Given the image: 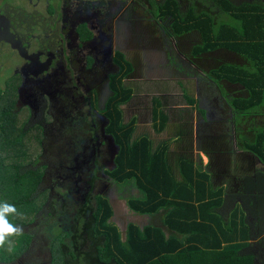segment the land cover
Here are the masks:
<instances>
[{"label": "trees", "instance_id": "16d2710c", "mask_svg": "<svg viewBox=\"0 0 264 264\" xmlns=\"http://www.w3.org/2000/svg\"><path fill=\"white\" fill-rule=\"evenodd\" d=\"M146 1L154 19L169 18L171 37L192 31L198 33L199 42L189 50L192 58L219 51L217 66L209 68V75L215 76L217 82L236 86L228 94L223 91V98L219 95V100L229 108L227 113L230 112L232 118L228 128L231 134L226 133L223 138L226 154L232 157L235 150L246 154L241 159L246 167L237 172L239 175H225L240 181V189L224 194L222 186L213 188L208 171L199 169L193 175L192 167L186 162L181 163V175L190 172L184 177L189 178L190 183L172 181L166 175L163 145L152 151L146 137L132 140L131 125H123L120 110L132 94L131 88L123 83L132 72V64L119 52L113 59L117 71L108 76L111 94L104 108L98 111L97 122L90 114L83 117L77 111L79 116L73 118L76 114L67 112L64 117L68 119L60 116L62 134H56L58 126L55 133L45 131L39 123L45 122L43 119L26 132L25 125L32 117L25 105H18V82L9 89L3 85L0 94V203L15 206L16 213L6 218L22 228V232L8 236L10 243L0 247V264H190L189 255L202 251L217 252L215 264H264V125L251 127L248 124L253 121L252 116H264V0ZM226 52L237 58L235 63H220L221 58L228 56ZM195 66L203 69L202 74L208 70L198 64ZM17 77L12 76L8 81H15ZM205 81L207 88L215 91L212 84L216 87L217 84ZM72 129L75 130L68 132ZM99 130L102 138L96 135ZM79 132L88 133L90 140L84 136V144L78 141L77 146L72 143L75 141L73 134ZM43 137L47 141L63 139V154L73 159L80 153L85 159L83 147L86 145L91 150L92 143L97 147L102 140H109L116 153L112 156L111 168L102 166L101 171L97 166L99 162L92 159L93 174L87 175V190L73 196L75 204L65 195L68 194L67 184L64 191L62 187L57 194L46 187L32 194L44 177L36 171L22 169L38 162V154L32 156L28 144ZM43 148L52 156L59 152L51 144ZM76 162L67 164L71 173L68 179L79 173L74 166ZM97 173L112 186L130 184L135 187L139 196L117 197L125 201L133 214L162 217V224L176 235L166 237L160 227L144 225L140 228L130 222L122 241L120 231L110 222L114 209L108 195L93 193ZM226 197L229 198L226 200ZM46 198H50L49 201ZM233 199L231 209L227 208L222 215L224 205ZM58 202V214L67 215L65 227L62 221L48 226L45 223L44 231L52 236L45 241L35 232L42 224L33 226L36 225L33 222L46 205L45 219L56 217ZM248 217L253 220L250 224L246 222Z\"/></svg>", "mask_w": 264, "mask_h": 264}, {"label": "rangeland", "instance_id": "374dc122", "mask_svg": "<svg viewBox=\"0 0 264 264\" xmlns=\"http://www.w3.org/2000/svg\"><path fill=\"white\" fill-rule=\"evenodd\" d=\"M149 8L150 6L146 0H0V94L3 92L4 86H7L9 89V86L12 87L13 84L19 82V77H17L15 81H8V78L10 79L12 76H18L15 69H18V65L22 63L21 57H18L17 52L11 49L10 44L13 42L12 45H15L13 40L29 33L32 29H35L38 26L52 25V23L48 20V18H53L55 16L52 15V13H59L58 16L61 18L59 19L61 27L59 31L60 37L63 40L64 56H62L61 53L57 62L59 65H64L63 67L65 68L63 76H61L60 79V81H63V92L60 91L62 85L60 83L53 82V86L59 88L55 93L56 100H50L48 104H46V98L44 99L43 96H41V94L45 93V91L36 88L35 91L37 94L35 100H32V98L29 100L27 98L28 96H26L27 99L23 98L18 101L19 105H25L29 109L32 117L30 122H27L25 125V127H27L26 132L29 131L28 129L32 128L33 125L37 124L40 119L45 121H39V123L46 129H44L45 131H54L57 126H61V119L67 112L70 114H76L73 118H77L79 115L86 117L88 116L87 114H90L97 122L98 111H101L104 108L107 98L111 94V91L107 86L108 77L106 76L109 73L112 75L117 71V66L113 61L116 52L122 54L124 58L129 59V56L127 57L126 55L127 52L139 51L144 58L143 64L155 65L154 69L156 75L170 73L167 68L169 62L174 64L179 62L182 69L183 61L180 57L183 58V56L186 55L188 60L193 62L194 65L198 64L199 66H203L208 69L204 72V74H202V78L215 82L217 84L218 93L222 98L223 91L225 94H228L229 90H235V85L225 81L217 82L215 76L209 75V68L215 69L217 66L216 58L219 51L203 54L196 59L192 58L189 50L192 46H194V44L199 42L198 33L196 31H192L180 37H171L169 35L171 33L169 18L157 21L149 11ZM93 9L102 14L97 20L98 24H100V28L97 29L102 32L98 38H102L104 40L100 43L98 42L92 44L84 42L85 44L79 45L78 41L73 39L74 35L71 34V31H68L65 28L63 17L76 24V28L78 27L79 31L78 34H80V39L83 40L89 37L88 31L86 30L85 25L80 23V21L79 23L81 25L79 24L78 26L76 11L79 10L84 16L88 15V13H90ZM199 9L203 10L204 7H200ZM49 13H51V16ZM66 14L69 15V18H67ZM105 42L110 43V46L112 45L111 49L115 51H102ZM95 45L100 49V53L92 51ZM177 52L180 53L179 58H177ZM226 55L228 56L221 58L223 61H220V63L224 61H228L230 63L236 62L237 58L235 59L233 54L226 52ZM66 57H68V62L63 64V58L66 59ZM86 57L91 59V63L89 62V58ZM148 58L150 60H147ZM85 59L88 62L87 64ZM109 64H111L112 67L107 66L104 68V66ZM67 86H69V88H67ZM237 95L238 94H235V96ZM60 96H63V99ZM213 96L215 99H220L217 95L211 93L210 97ZM215 99L211 104L214 103ZM77 111L80 112L78 113L79 115H77ZM226 111L229 110L226 109ZM57 113H60L62 117L59 115L56 116ZM41 115L43 117H41ZM252 117L253 121L248 123L251 127L254 125H264V116L257 115V117ZM64 118L68 119L69 117ZM227 118H229V116H227L226 119ZM227 121L229 120L227 119ZM63 130L64 128L62 126L56 134H62ZM74 130L75 129H72L68 132H72ZM49 135L53 137L55 134ZM96 135L102 138L100 136V130L96 132ZM84 136H87L86 138L90 140L88 133L82 134L79 132V134H73L75 141L72 143L77 144L78 146V141H81L83 142L82 144H84L86 141L83 138ZM28 138L31 140V135ZM42 139L38 138L35 143L32 141L31 144H28V146H30L28 151L32 153V156H37L36 154H38V162L28 165L22 169L36 171L41 173L44 177L43 181L39 183V186H37L36 192H33L32 194L36 195L37 192L42 191L45 187L47 189L51 188L52 192L57 194L62 190V187L64 191V185L67 184V189H65V191L68 192V194L65 193V195H67L68 199L71 198L74 200L75 203L73 196L76 194L82 195L86 192L84 182L87 179L85 176L93 174V155L90 154L91 151L87 152L88 149L86 148V145L83 147L85 148L86 153L85 159L82 153L78 154L80 159H78L79 161L77 160V165H74L77 167L79 173L68 179L67 177L71 175V173H69V169H67V164L73 165V163H75L76 156L73 159L72 156H69L66 153L63 154V139L59 141H47L44 137ZM217 141L220 142L221 140L218 139ZM48 144H51L53 149L59 150V152H56L55 154L56 157L55 155L52 156L53 154L45 153L43 147ZM53 149L50 150L53 152ZM34 150L36 152L33 153ZM95 158L97 161L98 156L95 155ZM86 160L87 163H84ZM79 165L80 167L82 165L81 169L79 168ZM65 177L68 179L67 181L64 180ZM227 179H221L222 184H225L224 194L226 192L235 193L240 189V187H238V182L240 183V181H235L233 178L226 181ZM125 192V185L121 184L119 186H112L111 184H108L107 181H104L100 176L99 181H97L95 189L93 190L94 195L103 193L110 197H114L112 203L114 214L110 219V222L116 225L120 231L121 237L124 236L126 224L129 221H136V219H138L127 210L128 207L124 200L117 197L122 195L126 196ZM228 198L229 197H226V200ZM46 199L49 201L50 198ZM233 201L235 200L233 199L229 204L224 205V208L221 211L222 215L225 214L228 209H231L230 205ZM58 205H60V202H58L56 206V217H52V219H45V212L47 211L46 205V207L40 209L38 218L33 222L36 224L33 226L42 224L39 229L35 230V232H39V235H41L40 238L45 241L50 240L52 237L50 233L44 231L45 223V225L48 226L54 224L55 222L62 221L61 224H63V228L65 227L67 215L62 217L61 213L58 214L60 212ZM61 212L63 213V210H61ZM34 216H36V214ZM246 222L250 224L253 220L248 217L246 218ZM40 229L42 230L40 231ZM163 233L165 234V232Z\"/></svg>", "mask_w": 264, "mask_h": 264}, {"label": "crops", "instance_id": "0c3cea01", "mask_svg": "<svg viewBox=\"0 0 264 264\" xmlns=\"http://www.w3.org/2000/svg\"><path fill=\"white\" fill-rule=\"evenodd\" d=\"M176 54L179 58L180 53ZM126 55L129 59H125L132 64V72L123 83L131 88L132 94L129 100L120 106V110L123 125H131L132 140L146 137L150 141L152 151L163 145L166 175H169L172 181L181 183L186 180L190 183L189 178H184L189 176L190 172L181 175V163L186 162L192 167L193 175L199 169H205L211 175L213 188L217 185L224 189L225 184H222L221 179L228 178V181L232 178L225 175H239L237 172L246 167L241 161L246 154L237 150L232 157L226 154V142L223 138L226 133L231 134L228 128L231 127L232 118L230 112L227 113L226 109L229 108L225 104L214 96L210 97L211 93L219 95L216 85L212 84L215 91L208 89L207 82L202 78L203 69H198L186 55L180 57L183 61L182 69L179 62H169L167 68L170 73L161 75H156L154 64H143L144 58L139 51H130ZM110 66L112 67L111 64ZM108 76L110 74L106 77ZM218 139L221 141L218 142ZM95 151L98 156V169L101 171L102 166L111 168L112 156L116 153L111 142L102 141L100 146L95 147ZM99 176L102 178L103 175H98L97 181ZM125 188L127 197L140 195L130 184H126ZM108 197L112 204L114 197ZM133 215L138 219L128 223H136L140 228L144 224L160 227L166 237L176 235L162 224V217ZM124 239L125 230L124 236L121 237L122 241ZM216 261L217 252L213 251L189 255L190 264H215Z\"/></svg>", "mask_w": 264, "mask_h": 264}, {"label": "flooded vegetation", "instance_id": "af4514ba", "mask_svg": "<svg viewBox=\"0 0 264 264\" xmlns=\"http://www.w3.org/2000/svg\"><path fill=\"white\" fill-rule=\"evenodd\" d=\"M76 13H77V18H78L77 19L78 26L80 23L84 24L86 27V30L88 31L89 37L81 40L80 34H78L79 33L78 27L76 28V24L72 23L71 20H67L65 17H63L64 26L68 31L69 30L71 31L72 35H74L73 39H76L79 45L85 44L84 42L95 44V43H98V42L100 43L101 41H103L104 39L98 38L100 33L102 32L99 29H97V28H100L99 26L100 24H98L97 20L102 14H100V12L95 9H93L90 13H88V15H84V16L82 13H80L79 10H77ZM50 14L51 13H49V15ZM52 15H55V16L53 18H48V20L50 21V23H52V25H47V26L45 25V26H40V27L38 26L37 28L32 29V31H30L29 33H26L25 35H22L21 37L15 38L13 40L15 44L14 46L12 45L13 42L10 44L12 50L16 51L17 54H18V49H19V52H21V54H23L24 57L26 56L29 57V60L28 58L24 59L18 54V57H21L22 59V63L18 65V69L17 68L15 69L19 77V82L16 86V92H17L19 101L22 100L23 98H26V96H28L27 98L29 100L30 98H32V100H35L36 94H37L35 91L36 88H39V90H43L45 91L46 94H48V95H46L45 93L41 94V96H43L44 99L46 98L47 100L46 104H48L50 100H56L55 93L59 88L54 87L53 82L60 83L62 85L60 88V91L63 92V81H60V79H61V76H63L65 68L63 67L64 65L62 64L59 65L57 62L59 57L61 56V53H62V56H64L63 40L60 37V31H59L61 28L59 19L61 18L60 16H58L59 13L57 14L52 13ZM66 16L67 18H69L68 14H66ZM75 28H76L77 34L75 33ZM35 33H39L37 35L38 40L31 41V43L25 40H22L24 37H27ZM41 45L44 47H41ZM111 47L112 45L110 46V43L105 42L102 51L104 50L106 52H110ZM92 51L97 52V53L101 52L100 49L96 47V45L93 47ZM86 58H89V57H86ZM90 60L91 59L89 58V62ZM63 62H64L63 64L68 62V57H66V59L63 58ZM87 63L88 62L86 61V64ZM107 66H110V64L104 66V68ZM73 77L76 78L75 76ZM67 88H69V86H67ZM60 97H62L63 99V96H60ZM57 115L61 116L60 113H57ZM91 145H93V143ZM93 146L96 147V145H93ZM94 147L91 150H88V151H91L90 154L93 155L92 159H95V155H97ZM78 159H79V156L76 157L75 160H78ZM84 163H87V160L84 161ZM89 176L91 175H88V177ZM85 177L86 179H88L87 175ZM85 182H84V186L87 190ZM94 189H95V186H94Z\"/></svg>", "mask_w": 264, "mask_h": 264}, {"label": "clouds", "instance_id": "9594fccd", "mask_svg": "<svg viewBox=\"0 0 264 264\" xmlns=\"http://www.w3.org/2000/svg\"><path fill=\"white\" fill-rule=\"evenodd\" d=\"M97 183V181H96ZM16 208L14 205L7 202L0 203V247H3L7 241V237L17 235L22 232V228L14 226L6 218L9 214H15Z\"/></svg>", "mask_w": 264, "mask_h": 264}, {"label": "water", "instance_id": "95a60500", "mask_svg": "<svg viewBox=\"0 0 264 264\" xmlns=\"http://www.w3.org/2000/svg\"><path fill=\"white\" fill-rule=\"evenodd\" d=\"M38 34H39V33H35V34H32V35H29V36H27V37H24L22 40H25V41L31 43V41L38 40V39H37V35H38ZM22 40H21V41H22ZM41 47H44V46L41 45ZM18 54H19L21 57H23L24 59H27V58H28V60H29V57H27V56L24 57V55L21 54V52H19V49H18Z\"/></svg>", "mask_w": 264, "mask_h": 264}]
</instances>
